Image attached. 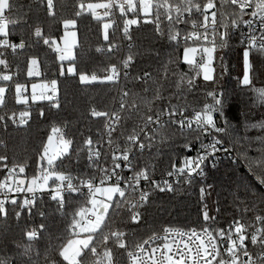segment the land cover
<instances>
[{
    "label": "snow or ice",
    "instance_id": "1",
    "mask_svg": "<svg viewBox=\"0 0 264 264\" xmlns=\"http://www.w3.org/2000/svg\"><path fill=\"white\" fill-rule=\"evenodd\" d=\"M40 3L45 6L49 17L55 15L54 0H46V3L45 0H40ZM226 8L230 11H226ZM15 10L13 0H0V107H6V91L9 82L13 81L5 54L9 49L15 54L17 49H25L27 46L23 39L19 43L10 39V26L14 28L21 19L13 16ZM117 12L119 16L116 15ZM85 13L97 21L109 53L120 48L119 44L113 42L118 32H122L123 40L131 41L133 26L139 27L142 23L153 24L155 32L163 37L165 31L162 25L166 21L169 46L179 50L183 42L182 59L189 70L188 73H179L178 88L180 82L187 78V89L191 90L193 81L198 76H202L203 81L215 84L219 76L228 71L223 57H219L218 65L214 63L215 54L218 49L228 46L231 34L236 30H240L241 43L247 42L242 52V78L238 77V85L252 84L251 74L256 69L250 62V51L255 49L264 53V0H219V3L216 0H102L95 3L78 0L73 15L62 20L64 32L59 37L62 43H58L56 38L42 36L39 26L34 28L33 36L37 40L42 39L43 44L48 45L55 53V59L61 62L59 76L42 82H31L30 96L26 94L28 89L25 84L15 83V104L23 105L24 108L12 111L11 114H0V125L4 128L9 124L21 126L29 123L32 108L29 101L33 104L47 101L50 109L59 110V77L78 76L79 82L86 85L95 82L115 83L121 78V72L124 79L128 78L134 59L130 52L119 64L109 65L102 77L96 73L88 74L87 70H79L76 66L73 49L79 47L78 18ZM246 16L249 18L245 19ZM257 21L259 38L255 35ZM179 25L184 27L178 28ZM241 26L248 29L247 33ZM131 47L129 43L128 48ZM96 51L102 52L104 49L97 47ZM179 58L177 51L176 60L170 62L177 63ZM217 67L220 72L214 76ZM165 72L167 73V66ZM189 74L194 75L189 77ZM27 76L41 77L37 59L34 57L27 60ZM136 79L141 77L137 76ZM143 79L145 83L151 79L148 72H144ZM251 90L264 102V88ZM128 96V92L122 93L119 109L115 112L98 111L95 108L91 110V116L106 119L101 140L88 136L82 140L81 147L76 149L78 159L80 152L86 149L89 164L98 165L96 171L87 177L73 176L70 172L60 170L63 160L59 158H66L74 144V140L67 136L66 125H51L46 141L42 142L37 151V159L33 162L27 179H17L28 168L27 162L9 161L7 155H0V169L6 170L3 179H0V217L14 215L17 221L31 219L37 208L38 195L47 196L55 202L57 211L62 214L69 204L77 201L75 210L70 213L71 219L61 242L55 247L50 244L45 250L44 264H115L114 248L123 250L121 254H126L127 264H264V214L258 213L253 205L251 210L254 217L251 224L242 223V218H234V221L228 224L227 230L216 228V217L210 216L207 205L203 204L207 189L213 187L211 184L199 189L203 205L202 225L199 229L164 227L163 235L153 232L143 241L134 245L126 244L131 233H126L124 227H113L112 215H119L123 210L127 217L122 222L125 226L129 223L142 224L144 210L151 202V193L157 190L160 193L173 191V184L169 179L162 176L157 181L152 175V167L137 163L141 160L144 149L151 147L150 133L157 134L158 129L163 128L165 124H179L182 131L190 129L196 133V139L200 141L197 156L184 157L179 167L172 163L171 170L164 174L169 178H182L185 183L190 182L194 176L203 177L206 162L215 167L217 154L228 153L233 144L229 139L228 145H225L224 138L230 135L227 122L225 126L219 125V120L224 119L227 95L213 89L207 91L208 99L203 102L202 107H193L191 113L186 112L187 104L179 103H168L152 111L151 101L144 100L149 114L142 116V123L127 133L121 146L113 139L116 124L121 119L119 113L138 108L135 94L131 102ZM153 99H162L159 89H156ZM38 114L41 118L45 117L43 106H40ZM215 114H218L219 120ZM164 117L167 119H163ZM259 126L264 129V123ZM205 136L208 143L203 142L202 138ZM105 138L106 150L101 142ZM182 147L189 149L190 143L186 141ZM260 153L255 161L247 156H244V159L254 178L264 186V137L261 138ZM101 155L106 158L107 167L99 166ZM142 182L146 187H142ZM13 193L16 195H12ZM20 194H24L23 199L17 198ZM248 210L246 207L245 212ZM39 215L44 217L45 213L40 211ZM44 231H47V228L43 222L40 223L39 229H27L24 235L28 243L17 245L20 251L14 253L11 258H0V264H18V258L24 257L27 259H19V264H38L39 253H36L37 259L34 260L32 244ZM49 250L55 255H49Z\"/></svg>",
    "mask_w": 264,
    "mask_h": 264
},
{
    "label": "trees",
    "instance_id": "2",
    "mask_svg": "<svg viewBox=\"0 0 264 264\" xmlns=\"http://www.w3.org/2000/svg\"><path fill=\"white\" fill-rule=\"evenodd\" d=\"M98 1L102 0H83L84 3ZM54 2L56 4L55 15L49 17L40 0H13L16 5L13 16L21 19L14 28L10 26V39L15 43L23 39L27 46L25 49H17L15 54L10 49L5 54L10 65L8 71L13 74V81L9 82V88L6 91V107H0V114L5 112L11 114L12 111L24 108L23 105L15 104V83L28 86L33 81L51 80L59 76L61 62L55 59V53L48 45L43 44L42 39L37 40L33 36V31L39 26L42 36L56 38L58 41L64 32L62 20L73 15L78 0H54ZM226 11L230 9L226 8ZM129 18H131L130 13ZM166 23L165 21L162 25L165 31L163 37L155 32L153 24L142 23L139 27L133 26L131 41L123 40L122 32H118L113 42L119 44L120 48L109 53L107 42L103 41L97 21L85 13L78 18L77 42L79 47L73 50L76 56V66L79 70H87L88 74L96 73L102 77L106 74L109 65L119 64L130 52L134 59L128 78L124 79L123 72H121V78L115 83L95 82L86 85L79 82L78 76L59 77L57 80L59 110L50 109L47 101H38L34 104L29 101L32 108L28 124L21 126L9 124L7 128L0 125V142H2L0 143V155H7L9 161L27 162L28 168L25 173L20 174L26 179L31 173L33 162L37 159V151L42 142L47 139L51 125L54 123L60 126L66 125L67 136L74 140V144L66 158H59L63 160L60 170L70 172L74 176L87 177L95 171L88 167L86 149L80 152L79 159L76 149L81 147L82 140L88 136L94 140L99 139V132L104 125L105 118L91 116L93 108L98 111L115 112L119 109L123 92L129 93V102L135 94L138 108L120 112L121 119L113 133V139L123 146L127 133L142 123V116L149 114L148 107L143 103L144 100L151 101L152 111L168 103L187 104L186 109L192 111L193 107H202L203 102L208 99L207 91L215 89L218 93H226L224 119L219 120L218 114L216 116L220 126H225L227 122V131L230 135L225 136L224 139L226 143L229 139L233 141L231 147L238 154L239 161L237 163L225 161L218 167L208 168L203 177H196L188 184L180 183L171 192H152L151 202L144 210L142 224L129 223L125 226L122 223L127 218L125 212L121 210L119 215L113 214L114 224L112 226L124 227L126 233H132L126 244L134 245L167 226L182 229L200 228L203 205L199 189L208 184L213 187L207 189L203 204L207 205L209 215L216 217L215 227L224 226L234 218L252 221L253 205L258 213L264 214V187H260L254 176L246 171L249 167L244 159V156H247L255 161L261 154V138L264 137V129L259 125L264 123V102H261L251 89L264 88V53L255 49L250 51V62L256 69L251 74L252 84L238 85L237 79L240 78L244 48L241 44L240 30H236L231 34L228 46L218 49L215 54L214 63L218 65L219 57H223L228 71L219 76L215 84L203 81L198 76L193 81L191 90L187 89V78L180 82L178 88L179 73H188L189 70L182 60L183 42L179 50L169 46ZM177 27L183 28L184 26ZM129 43L132 45L131 49L128 48ZM97 47H102L104 51L97 52ZM177 51L179 61L171 63L170 61L176 60ZM32 57L37 59L41 72L39 78L27 76V60ZM165 66H167V73ZM144 72H148L151 77L146 83L143 79ZM219 72L220 69L217 67L214 76ZM191 75L194 74H189V77ZM137 76L141 79H136ZM156 89L160 91L162 97L160 100L153 99ZM27 94L29 95V92ZM40 106L44 107V118L38 114ZM122 133L124 135H121ZM150 135H152L151 147L145 148L141 160L137 163L149 165L153 168L154 174L168 171L172 163H177L185 157L186 149H183L182 145L186 141L190 144L198 141L194 131L186 129L182 131L179 126L173 124H165L163 128L158 129L157 134L150 133ZM5 174L6 170L0 169V179H3ZM210 198H212V203ZM37 200V208L31 219L17 221L14 215H9L7 218L0 217V258L4 256L11 258L14 253H18L20 249L17 245L23 246L28 243L24 235L25 231L31 228L39 229L41 222L46 225L47 231H44L33 242V259L36 260V253H39L38 264H44L45 250L50 244L55 247L61 242L71 219L70 213L75 210L77 201L69 204L62 214L57 211V204L47 196L39 197ZM246 207L249 209L247 212H245ZM40 211L45 213L44 217L39 215ZM109 243L111 245V242ZM122 252L123 250L114 248L115 264H125V254L122 255ZM49 255L54 256L55 253L49 250ZM19 259L27 258H18V264Z\"/></svg>",
    "mask_w": 264,
    "mask_h": 264
},
{
    "label": "built area",
    "instance_id": "3",
    "mask_svg": "<svg viewBox=\"0 0 264 264\" xmlns=\"http://www.w3.org/2000/svg\"><path fill=\"white\" fill-rule=\"evenodd\" d=\"M98 2H99V1H98ZM100 2H102V1H100ZM216 2L219 3V0H216ZM100 11H103V10H100ZM247 11H251V9H247ZM118 14H119V13L117 12L116 15H118ZM248 18H249L248 16L245 17V19H248ZM241 28H242V30H243L245 33H247L248 29H247L246 27L241 26ZM189 29H191V25L189 26ZM255 35L257 36V38H259V36H260L259 23H258V21H257V23H256V32H255ZM241 44H242V43H241ZM246 46H247V42H245L244 44H242V47H243V48H245ZM10 51H11V49H10ZM26 94H27V93H26ZM186 112L191 113V111L188 110V109H186ZM215 115H216V114H215ZM105 119H106V118H105ZM163 119H167V117H164ZM104 124H105V121H104ZM175 125L179 126V124H175ZM116 126H117V124H116ZM179 127H180V126H179ZM192 128H195V124L192 125ZM186 130H190V129H186ZM104 131H105V128H104V125H103L101 131L99 132V139H96V140H101V133H103ZM202 139H203V142H204V143H208V142H209L206 136L203 137ZM101 142L103 143V145H104V149L106 150V149H107L106 138L103 139ZM225 145H226V146L228 145V143H226V141H225ZM144 150H145V149H144ZM198 150H200V141H199V140H198L196 143H194V144H190V148H189V149H186V155H185V157H193V158L196 157V156H197V152H198ZM183 158H184V157H183ZM183 158H182L179 162L175 163V164L177 165V167L180 166V164H181L182 161H183ZM86 160H87V164H88L89 169H91V170H93V171H96L98 165H97V164H91V165L89 164L88 157H87V153H86ZM225 161H231V162H233V163H237V162L239 161V156H238V154L235 152V150H234L232 147H230V151H229L228 153L220 152V153L217 154V158L215 159V167H218L219 165H221V163H223V162H225ZM99 166L107 167L106 158H105L103 155H101V157H100V164H99ZM208 168H213V166H212V164H211L210 162H206V165H205V167H204V173L206 172V170H207ZM169 170H171V169H169ZM246 171H247L250 175H252V173H251V171H250L249 169L246 168ZM166 172H167V171H165V172H163V173H161V174H154V173L152 172V175H153V177H154L157 181H159V180L161 179L162 176H163V178H165V179H169V181L173 184V189H174L178 184H180V183H185V182L183 181L182 178H179V179H178L177 177H171V178L167 177L166 175H164ZM73 176H74V175H73ZM196 177H199V176H194L193 179H195ZM193 179H192V180H193ZM192 180H191V181H192ZM191 181H190V182H191ZM255 181L258 183V185H259L260 187H264V186H261V185L259 184V182H258L256 179H255ZM77 182H78V181H77ZM190 182H188V183H190ZM188 183H185V184H188ZM142 187H146V185H144L143 182H142ZM157 191H158V190H157ZM158 192H159V191H158ZM12 195H16V194L13 193ZM39 197H40V196L38 195L37 199H38ZM17 198H18V199H23V198H24V194H20ZM233 221H234V220H233ZM233 221L227 223V224L224 225V226H220V227H216V228H224L225 230H227V226H228V224L232 223ZM252 221H253V220H252ZM252 221H244V220H241L242 223L247 222V223H249V224H251ZM167 227H169V226H167ZM196 228L199 229L198 227H196ZM181 229H182V228H181ZM189 229H190V228H189ZM157 233H160L161 235H163L162 229H161L160 231H158ZM131 235H132V233H131ZM131 235H130V236H131ZM151 235H152V234H151ZM151 235H150V236H151ZM147 238H148V237H147ZM147 238H146V239H147ZM175 239L179 240L180 237H175ZM145 247H147V245H146ZM125 264H127V257H126V254H125Z\"/></svg>",
    "mask_w": 264,
    "mask_h": 264
},
{
    "label": "rangeland",
    "instance_id": "4",
    "mask_svg": "<svg viewBox=\"0 0 264 264\" xmlns=\"http://www.w3.org/2000/svg\"><path fill=\"white\" fill-rule=\"evenodd\" d=\"M63 35V34H62ZM58 43H62V41H60V40H58L57 41ZM74 50V49H73ZM244 50V49H243ZM182 56H183V52H182ZM183 60V59H182ZM241 73H242V64H241V72H240V78H242V75H241ZM201 78H202V76H200ZM33 82H42V81H33ZM27 87V89H28V92H29V96H30V92H31V83H29V85L28 86H26ZM17 179H26V178H24V177H22V176H19ZM210 201H211V203H212V198H210Z\"/></svg>",
    "mask_w": 264,
    "mask_h": 264
}]
</instances>
